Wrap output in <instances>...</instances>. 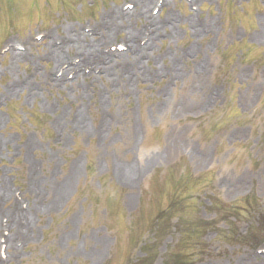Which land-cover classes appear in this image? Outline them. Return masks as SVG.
Wrapping results in <instances>:
<instances>
[{"label": "rangeland", "instance_id": "374dc122", "mask_svg": "<svg viewBox=\"0 0 264 264\" xmlns=\"http://www.w3.org/2000/svg\"><path fill=\"white\" fill-rule=\"evenodd\" d=\"M150 1L123 20L138 42L117 20L70 82L74 40L135 0H0V264H139L151 243L164 264L196 220L215 227L195 264H264V0ZM156 20L177 34L139 51Z\"/></svg>", "mask_w": 264, "mask_h": 264}, {"label": "bare ground", "instance_id": "6f19581e", "mask_svg": "<svg viewBox=\"0 0 264 264\" xmlns=\"http://www.w3.org/2000/svg\"><path fill=\"white\" fill-rule=\"evenodd\" d=\"M151 1L150 0H135V5L133 6V8L130 10H126V11H118L117 13L115 12V14H108L106 17V19L100 24V27H99V31L101 30V35L99 38L97 37H94L95 35H93V37L91 36H88V34H83L82 37H78L74 40V42L72 43L73 47L77 46V49L79 50L80 52V55L82 56V58H80V61L76 64H74L72 67H70V69L72 71H74V80L73 81H70V82H78L79 80V76L81 75L80 72H76V71H81L82 70V67L84 65H86V60L88 57H92L91 59H93L95 57L94 53L97 51L96 50V46L99 45V39L103 38V39H106V37L109 36V32H105V30H109V31H112L118 24H116L115 22H117V20L120 21V24H122L124 26V30L127 31L129 34L127 35L128 37L126 38L127 39V42H128V45L129 44H134L136 41L138 42V39L137 38V35L138 33L137 32V29H136V32H135V29H133L134 27L132 26V24L130 25H126L124 23V17H132V16H135L137 17L138 19L139 18H142V17H146V12L148 10V4H151L150 3ZM154 2H157V0H154ZM173 23V21H172ZM163 22H160L157 23V20L153 23V27L150 29V34L148 36H145V44L143 45V48H141L139 46V51L141 50H146V49H150L151 47H153L155 45V43L161 39V35H162V31H161V28H163L164 32L167 33L169 36L171 35L174 36L177 34L176 30L172 29V31H165V28L166 26L165 25H162ZM117 29V28H115ZM96 31V29H95ZM95 31L93 32V34L95 33ZM143 39L139 40V45L141 44V41ZM68 45V43H67ZM12 47V46H11ZM94 47V50L92 49ZM69 50V46H64L63 43L62 45H60V47H55L53 49V54L52 57L56 58V59H59L60 56L64 55L65 53V49ZM67 50V51H68ZM13 56L17 59V60H21V59H27L29 58V55L25 52V53H22V52H13ZM112 55H114L112 53ZM121 54H116L114 56H119ZM141 55H147V53L144 51L142 52ZM90 64L92 65L93 62H90ZM111 65H99L96 63L95 67H94V72L96 71H101V69L103 70H111V67H109ZM100 68V70H99ZM71 72H66L64 71L60 77H56V76H51L50 74L47 75V79L51 82V83H54V84H61V83H64L66 84V80H67V77L69 76ZM109 74V73H108ZM10 93H13V89H10L9 90ZM79 175V167H73V170H72V173L69 177H67L65 183L62 185V189L59 190L58 194H57V202H55V204L58 205V203L61 201H63V199L65 198V196L67 195L69 189H70V184L71 182L74 180V179H77ZM56 205V206H57ZM17 211L14 212V215L11 216V220L12 221L11 223L14 225V220H17V223H18V219L20 222L23 223V226L21 228V225L20 227L18 226V231L16 232L15 234V237H23V240H25L26 238H29L28 236V230L30 229V227H33V223H32V220H31V216H32V209L31 210H24L20 207H17L16 208ZM38 210V209H37ZM14 221V222H13ZM10 223V224H11ZM16 223V222H15Z\"/></svg>", "mask_w": 264, "mask_h": 264}, {"label": "trees", "instance_id": "16d2710c", "mask_svg": "<svg viewBox=\"0 0 264 264\" xmlns=\"http://www.w3.org/2000/svg\"><path fill=\"white\" fill-rule=\"evenodd\" d=\"M212 205H215L219 208L222 207V204L220 203L219 204L213 203ZM252 208L248 210L244 209V212L250 214V211H255V208H253V210ZM240 209H241L240 207L230 204L228 205L227 210H225V212L229 214L230 219H235L236 221L237 216H240V214L243 215ZM164 218H161V216H158L157 221L163 220ZM196 221L197 222L192 221L189 224L190 226H188L187 230H183V232L181 233L180 237L178 238V240L176 241L174 245V249L166 254L164 264H195L196 260L199 259V256L203 254L204 252L202 251L203 241L201 240L202 236L206 230L213 229L215 226L212 221H207V222L203 220H196ZM258 222L260 223V221ZM233 226L234 225L232 224V227ZM255 226L251 227L250 233L242 235L244 236L243 238H246L248 240L247 242L252 243L251 241L253 240V237H255L253 233ZM230 233L231 232L227 231V235H225V237L230 239L231 237ZM157 244L158 243H151L149 245V249L147 250L145 255L141 259L138 260L139 264L145 263L148 260L150 261L151 259H152L151 262L153 263V260L156 257V249L158 247Z\"/></svg>", "mask_w": 264, "mask_h": 264}]
</instances>
